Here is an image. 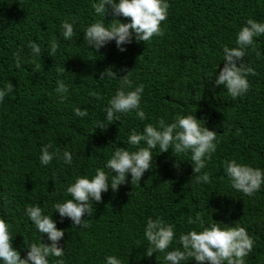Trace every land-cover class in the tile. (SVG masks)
<instances>
[{
  "label": "trees",
  "instance_id": "obj_1",
  "mask_svg": "<svg viewBox=\"0 0 264 264\" xmlns=\"http://www.w3.org/2000/svg\"><path fill=\"white\" fill-rule=\"evenodd\" d=\"M95 2L0 0V90L8 83L14 89L0 102V218L10 225L12 247L23 258L28 245L39 243L40 234L25 215L27 206L39 205L51 215L54 203L70 198L64 190L76 176L91 178L116 147L137 150L127 143L132 131L142 132L161 118L172 123L177 115L192 114L218 134L216 152L201 173H192L190 153L153 150L152 167L139 185L109 188L100 202H92V215L82 217L87 227L73 226L67 218L61 223L52 214L57 228L64 230L60 246L65 254L59 259L64 264H105V257L116 256L123 264H165V253L147 256L143 231L148 218H163L175 225L177 237L168 251L181 248V233L202 231L215 222L222 228L244 227L253 240L245 264H264V186L244 195L231 187L223 166L235 160L264 170V35L254 37L241 61L254 71L247 76L248 91L233 99L215 84L224 66L223 48L238 47L237 33L249 19L264 23V0H167L163 35L133 40L123 52L114 41L97 51L83 40V29L93 22L103 19L110 26L130 19L113 16L110 9L104 18L98 16ZM73 20L76 35L64 40L61 24ZM52 40L58 49L49 56ZM29 42L41 47V56L32 54ZM108 68L116 78L99 79ZM125 75L132 83L126 91L143 85L140 106L147 119L140 121L131 112L117 114L119 121L109 124L103 109ZM58 81L68 85L64 103L54 91ZM77 107L88 115L75 116ZM96 121L105 128L95 127ZM49 143L50 151L71 152L73 164L53 159L42 166L40 148ZM205 174L207 182L196 181ZM197 213L203 227L188 223ZM41 242L49 243L46 234ZM57 259L50 257V264Z\"/></svg>",
  "mask_w": 264,
  "mask_h": 264
},
{
  "label": "clouds",
  "instance_id": "obj_2",
  "mask_svg": "<svg viewBox=\"0 0 264 264\" xmlns=\"http://www.w3.org/2000/svg\"><path fill=\"white\" fill-rule=\"evenodd\" d=\"M92 7L95 14L103 18L110 9L113 16L130 19L126 23L116 21L110 26H106L103 19L93 22L83 29V40L97 51L114 41L117 49L123 52L126 50L124 45L132 43L133 40L147 42L153 36L163 35L161 22L167 18L169 5L167 0H96ZM75 23V20L62 22L64 40H72L76 35ZM261 35H264V23L249 19L237 33L235 43L238 47L223 48L224 66L216 75L215 84L223 85L233 99L248 91L247 76L254 74V71L250 67H245L241 61L246 49L254 45V37ZM28 46L34 56H41L42 50L37 43L29 42ZM57 49L58 43L52 40L49 56L55 55ZM16 67H20L18 54ZM105 77L116 78V73L111 68L105 69L100 73L99 79ZM123 78L121 87L103 109L109 124L119 121L117 114L131 112H135L140 121L147 119L145 111L140 106L143 85L126 91V88L132 87V83L126 75ZM12 91H14L13 85L8 83L3 90H0V102L3 101L6 92ZM54 91L58 95L59 102L64 103L67 99L68 85L58 81ZM73 111L74 115L80 118L88 115L87 109L82 110L77 107ZM95 127L104 129V122L96 121ZM217 135L214 130L202 125L192 114L177 115L172 123H167L161 118L155 124L145 125L142 132L132 131L127 137V143L136 146L137 150L130 152L116 147L110 158L105 161L104 168L97 169L91 178L87 175L76 176L64 190L65 195L70 198L54 203L51 215L44 214L39 205L25 208V215L40 234V239L39 243L27 246L23 258L20 252L12 247L10 225L0 218V264H50V257L58 258L56 264H64V260L59 259L65 254L64 248L60 246L64 230L57 228V221L52 219L53 213L58 214L61 223L67 218L73 226L87 227L82 217L92 215L90 207L92 202H100L102 193L107 192L109 188L117 191L121 185L128 182L139 185L144 173L152 167V153L156 149L159 153L168 152L169 149L177 155L190 153L192 173L199 174L206 167V161L216 152L219 142ZM141 142L146 147H139ZM51 148V143L41 146L39 163L42 166L47 167L53 159H60L69 166L73 164L71 152L64 151L60 154L57 151H50ZM174 166L179 168V164ZM223 166L231 187L244 195L252 196L264 186V170L260 168L237 163L235 160L224 161ZM105 169L108 171L106 172ZM109 176H111L110 183ZM201 179L207 182L209 178L207 174L202 177L196 176L197 182ZM188 223L203 227L204 220L201 214L197 213L194 219L189 218ZM220 224L214 222L208 227H203L202 231L190 230L181 233L178 237L181 248L168 251L177 240L175 225L167 223L163 218H148L143 230L149 245L146 250L147 256H152L156 252L165 253L163 256L165 264H183L190 260L196 261L197 264H245L244 258L253 247V240L247 234V230L242 226L225 225L222 228ZM44 234L49 243L41 242ZM105 264H123V262L116 256H107Z\"/></svg>",
  "mask_w": 264,
  "mask_h": 264
}]
</instances>
